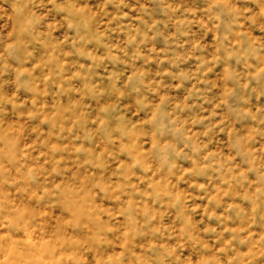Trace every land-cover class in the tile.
Returning a JSON list of instances; mask_svg holds the SVG:
<instances>
[{
	"label": "rangeland",
	"instance_id": "1",
	"mask_svg": "<svg viewBox=\"0 0 264 264\" xmlns=\"http://www.w3.org/2000/svg\"><path fill=\"white\" fill-rule=\"evenodd\" d=\"M0 264H264V0H0Z\"/></svg>",
	"mask_w": 264,
	"mask_h": 264
}]
</instances>
